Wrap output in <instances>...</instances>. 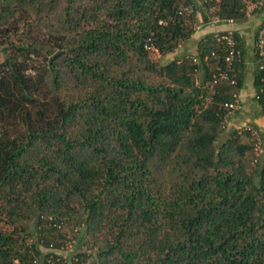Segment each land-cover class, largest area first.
<instances>
[{
    "label": "trees",
    "instance_id": "trees-1",
    "mask_svg": "<svg viewBox=\"0 0 264 264\" xmlns=\"http://www.w3.org/2000/svg\"><path fill=\"white\" fill-rule=\"evenodd\" d=\"M186 3L202 15L181 0H0V264H264V156L247 128L261 134L219 143L244 85L242 60L236 86L213 84L227 32L152 56L202 16L243 23L264 0ZM252 75L264 117L257 59ZM73 220L85 250L62 258Z\"/></svg>",
    "mask_w": 264,
    "mask_h": 264
},
{
    "label": "crops",
    "instance_id": "crops-1",
    "mask_svg": "<svg viewBox=\"0 0 264 264\" xmlns=\"http://www.w3.org/2000/svg\"><path fill=\"white\" fill-rule=\"evenodd\" d=\"M196 3L197 10L201 8ZM199 8V9H198ZM251 12V11H250ZM199 14V13H198ZM197 14V15H198ZM202 15V14H201ZM208 17L202 16L200 22L195 27V33L191 39L180 47V54L191 52L192 55L197 52L198 41L207 34H219L222 32H236L243 42L242 68L244 74V85L239 91L238 96L241 101V110L236 113L228 122L230 131L239 129L248 125H254L258 128L264 147V117L260 113V107L255 100V89L253 86V71L256 68V59L253 53L255 33L261 23L264 22V10L255 14L249 13L247 20L243 23L231 24H213Z\"/></svg>",
    "mask_w": 264,
    "mask_h": 264
},
{
    "label": "built area",
    "instance_id": "built-area-1",
    "mask_svg": "<svg viewBox=\"0 0 264 264\" xmlns=\"http://www.w3.org/2000/svg\"><path fill=\"white\" fill-rule=\"evenodd\" d=\"M180 11L195 15L199 13L195 5L193 3H186V0H181ZM211 22L216 25L233 23L231 20H222L217 16H215ZM217 39L219 41L225 42L227 53L223 59V66L216 68V73L213 75V84L227 82L232 86H236L237 81L234 78L235 65L242 60V54L236 48V43L233 38L232 32H227L226 34L219 36ZM253 46V53L259 63V69L264 71V28L258 31V34L255 36ZM145 48L149 50L150 45L145 44ZM211 56L213 57L214 53H211ZM223 109L225 110V116L223 119L224 126H226L231 117H233L237 111L241 110V101L239 99V96L237 94H234L233 100L231 102L225 103L223 105ZM247 130L251 131V135L254 139L253 155L254 162H257L260 157L264 156V147L262 144V140L256 130H254L253 128H247Z\"/></svg>",
    "mask_w": 264,
    "mask_h": 264
},
{
    "label": "rangeland",
    "instance_id": "rangeland-1",
    "mask_svg": "<svg viewBox=\"0 0 264 264\" xmlns=\"http://www.w3.org/2000/svg\"><path fill=\"white\" fill-rule=\"evenodd\" d=\"M179 49H176L175 52H173L172 54L164 57V58H159L157 55L153 54V58L157 61H159L162 64H165L167 62H169L170 60L174 59L176 56L182 57L184 54H180ZM192 55L191 52L185 53V55ZM3 53L1 51V46H0V62L3 61ZM230 132V128L228 125H226L223 129H222V134L219 138V143L222 141V139L224 140V138H226V136L229 134ZM65 224H63V229H61V231H59L61 234L63 235H67L70 237L71 239V245L68 249H63V250H51V252H54L55 254H58L60 257L62 258H68V257H72V256H76L81 254L82 252H84L85 250V245H82V235L83 232L79 231L78 228H80V226H78V221L77 220H73V221H64ZM76 228L78 229V235L77 233H75L73 230H76ZM42 252L43 253H47L48 251H45L43 248ZM50 251V250H49Z\"/></svg>",
    "mask_w": 264,
    "mask_h": 264
}]
</instances>
